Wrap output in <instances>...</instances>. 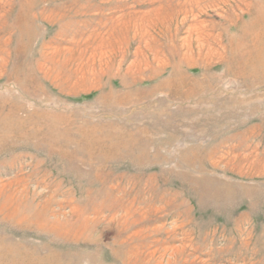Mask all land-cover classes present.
I'll return each mask as SVG.
<instances>
[{"label": "rangeland", "instance_id": "rangeland-1", "mask_svg": "<svg viewBox=\"0 0 264 264\" xmlns=\"http://www.w3.org/2000/svg\"><path fill=\"white\" fill-rule=\"evenodd\" d=\"M0 264H264V0H0Z\"/></svg>", "mask_w": 264, "mask_h": 264}]
</instances>
